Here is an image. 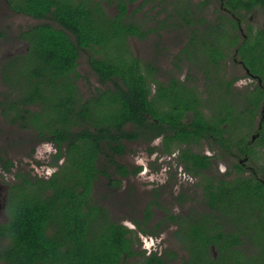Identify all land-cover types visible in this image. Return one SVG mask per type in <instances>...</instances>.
<instances>
[{
  "label": "trees",
  "instance_id": "16d2710c",
  "mask_svg": "<svg viewBox=\"0 0 264 264\" xmlns=\"http://www.w3.org/2000/svg\"><path fill=\"white\" fill-rule=\"evenodd\" d=\"M221 1L239 19L256 8L264 13V0ZM10 3L34 19L51 22L39 23L21 34L29 44V51L23 55L21 78L3 79L11 82L12 88H16V83L20 90L13 98L7 97L6 108L2 109L0 103L2 116L10 117L22 129L32 128L39 138L52 143L57 153L51 165L58 169L48 178L16 174L20 181L10 188L9 220L0 224V239L6 240L0 243V264H126L127 258L138 254L132 250L134 238L129 229L109 219L107 209L93 202L90 195L94 183L98 175L114 183L106 172L112 167L122 176L128 173L126 166L113 159L114 154L125 152L122 140H136L146 130H156L158 134L163 123L173 130L181 126L183 131L177 132L178 138L188 134V127L180 121L184 109L180 110L174 101L168 112L156 108L154 105L163 99L159 94L147 99L146 69L125 44L126 36L140 33L124 19L127 1L116 0L118 14L113 17L106 15L100 2L94 0ZM206 4L207 0L196 7L202 10ZM184 9H176L179 24H228L232 27L229 45L238 44V38L232 37L236 20L222 15L206 20L198 14L195 21L189 4ZM258 36L259 57L255 53V35L243 40L238 52L249 71L264 81V29L258 31ZM84 48L93 53L89 65L99 82H110L113 88L97 90L96 95L83 100L77 95L80 74L75 68ZM212 58L214 63L204 69L205 75L209 69L215 74L222 72V65L216 61L221 55ZM146 67L152 70L150 65ZM205 79L206 89L214 95V112L216 99L222 97L227 81L224 76ZM220 102L223 105L222 98ZM205 104L206 99V107ZM221 104L213 113L218 134L227 119L232 123V114L224 119ZM27 105H35L37 110L30 111L25 108ZM129 124L133 128L127 130ZM189 127L197 130V138L201 137L206 128L202 112L194 111ZM62 158L63 163L58 166ZM181 158L188 170L200 172L207 165L205 157L190 150H182ZM0 164L4 170L12 166L1 156ZM261 167L264 174V162ZM203 188L207 208L201 212L192 209L180 222L170 217L176 226L173 234L188 254L180 264H264V181L242 177L229 182L213 179ZM150 215L147 209L146 220ZM248 246L254 251L247 255ZM139 254L143 257L140 264H174L177 258L173 251L165 252L163 257L155 253L144 257V251Z\"/></svg>",
  "mask_w": 264,
  "mask_h": 264
},
{
  "label": "flooded vegetation",
  "instance_id": "af4514ba",
  "mask_svg": "<svg viewBox=\"0 0 264 264\" xmlns=\"http://www.w3.org/2000/svg\"><path fill=\"white\" fill-rule=\"evenodd\" d=\"M15 1L18 4L19 0ZM94 1L100 2L102 10L106 15L113 17L118 14L116 0ZM125 1H127V8L124 19L127 20L128 23H132L133 26L135 25L134 27L139 29L142 35L141 36L139 33L136 36H126L125 44L127 48L131 42L135 44L137 40L145 44L149 40H152V48H157L152 54L150 53V57H147V59L146 57L141 58L132 55V57L139 60L140 64H143V67L146 69V79L149 85L147 99L151 100L159 94L163 99L159 101L158 105L154 106L165 112L173 108L170 105L172 101L179 103V105H177L178 108H180V110H182V108L184 109V114L180 121L188 127L189 133L182 138H178L177 132H182V127L176 126L175 130H173L169 125L163 123L161 127L158 128V134L156 130H146L142 132V136L139 135L136 140H122L121 143L126 148L125 152L122 155L114 154L113 159L126 166L128 173L122 176L118 174V171L114 167L106 170L114 181L112 184H110V180L106 176L98 175L90 197L97 206L108 210V208H110L108 205H104L102 201L96 200L95 197L93 199L96 186H101V184L103 187L105 186L106 188H104L107 190L110 199L115 192L123 189V185L127 187L128 182L133 180L134 177L144 176L145 184L150 186L148 192L150 200L142 207L143 213L140 216L136 213L137 217H126V219L130 221V224L133 225L134 230L128 225L117 222L110 217V215L109 219L117 224L125 226L132 233L134 238L132 250L138 254L132 255L127 258V260L134 258L135 264H140L143 260V257L139 254L141 251L145 252L144 257H150L153 253H155L156 256L163 257L165 252L173 251L177 256L176 260H173V263L180 264L183 258H179V253L175 249H163L160 252L154 250L146 253L147 242L154 237H160L166 230L167 224L173 225L170 217H174L176 222H180L182 218L187 217L192 209L198 207H202L203 209L207 208L205 204L206 201L204 200L205 190L203 187H207L211 180L213 182V179H215V181L220 180L229 182L237 177H242L264 181L262 164L258 165L256 163V160L261 157L264 158V96H261V91L264 92V81L261 80L259 75L249 71L238 52L239 46L243 40L251 37V35H255L257 38L255 53L256 58L259 57L261 54V38L258 36V31L264 29V26H259L256 30H252L251 26L248 25L246 30H242V18L239 19L232 15L227 8L223 7L221 0H217L219 4L217 10L218 14L212 12L211 15L205 17V9L191 8L189 10L195 21L199 13H201L202 16L204 15L206 20H215L218 15H222L226 19L231 18L236 20V32H234L232 37L238 38V44L229 45L231 37L229 30L232 29V27L228 24L213 26L177 23L159 24V22H155L154 24L152 22L153 24L151 25L150 20L153 18L146 12L148 5H151L152 11L156 13L157 9H159L158 7L163 5L164 0ZM135 3H137L136 8H131ZM194 5L197 6L196 4ZM12 6L10 0H0V86H2L0 89V103L2 109L6 108L8 100L13 98L20 90H18L16 83V88H12L11 82L5 83L3 79L4 76H7L10 81H16V78H21L20 69L25 61L23 55L29 51V44L26 40L21 38V34L39 23L51 22L46 19H34L24 14L22 11L14 9ZM144 7H146V9H144ZM180 9L185 11L184 8ZM138 15L141 17L137 18L136 16ZM3 18H7V25L1 24ZM15 18H20V21L15 22ZM213 30H216V32L213 33ZM171 33H173L174 38L171 36L167 39L170 41L165 40L166 35ZM151 35L155 37L154 42ZM230 50H232V54H229ZM84 53L86 54V62H84V65H86L85 71L90 72L94 76V80L97 82L98 87L89 90L86 98L96 95L97 90H106V88L112 89L113 84L110 82L100 83L97 74L92 71L89 65V58L93 56V53L88 48H84L79 52L75 70L77 71L78 64L81 63L80 60ZM164 54L165 56H163ZM219 54L221 58L216 61L222 65V72L215 74L211 72L213 69H209V73L205 75L203 72L204 69L211 68L210 65L214 63L212 56ZM97 55L100 56L101 53L95 56ZM229 56H231V62L234 68V72H232L233 74L231 76L225 73L224 68ZM163 61H167L165 64L166 72H161ZM147 65H150L152 70L146 67ZM215 76H224L227 83L223 85L221 91L223 93L221 97L223 105L220 102L221 98L218 97L215 102L217 106L215 111L212 112L214 108V95L206 89L205 78L210 77L212 79ZM87 80L88 79L85 78V81ZM242 80L249 81L241 82ZM251 82L254 83L252 84ZM158 84L162 86V89L158 88ZM228 85L231 88L230 90L228 89ZM77 95L82 97L79 93V89L77 90ZM7 97L10 98L8 99ZM205 99L206 107L203 105ZM198 103H200V105H198ZM220 104L225 120L232 114V123L230 124L227 119L221 125V134H218L219 129L215 128L217 123L213 113L218 112ZM18 107L21 106L19 105ZM25 108H29L30 111L37 110V106L35 105H27ZM2 109H0V120L7 121L9 127L8 131L14 134L15 131L19 130L20 126L12 122L10 117L7 118L2 116ZM194 111L202 112L206 120L205 131L202 132L200 138H197V130L194 131L189 127L194 120ZM146 117L150 118V116L147 115ZM152 122L156 123L155 120H152ZM19 123L21 124L20 121ZM132 128V124L127 125V130ZM1 129L2 125H0V130ZM20 129L28 131L33 137L25 142L26 144H32L33 139L37 140L36 143L48 142L39 138L37 131L32 128ZM1 135L0 131V137ZM7 137L10 138L9 136ZM221 143L223 146H221ZM132 144L144 146L149 157V162L146 163V165L140 166V164H132L122 160V157L129 152V148ZM182 150H190L193 154L205 157L207 161L206 167L200 172H198V170H188L182 162ZM0 156L3 159L6 158L4 154H0ZM216 156H219L223 163V170H219L218 162L215 159ZM188 165L192 166L191 163H188ZM9 167H11V165ZM214 170L216 173L220 172V177L214 175ZM14 177L12 182L0 184V224L6 223L9 220V192L11 186H13L15 182L16 173ZM129 187V189H131L130 185ZM129 189L126 190L125 188L122 192H128ZM197 194L200 195L201 206L197 205ZM122 200L123 202L125 201V199ZM108 202L109 201H107V204ZM153 207L163 209V219L159 221L156 220L158 222H155L154 226L149 228L148 223L154 219L153 213L151 212ZM147 209L151 214L149 220H146ZM166 209H172L173 212H166ZM143 235L147 236L142 239ZM173 238L177 240L175 236ZM4 241L6 240L0 239L1 244L4 243ZM141 246L142 249H140ZM186 256H188L187 252ZM127 260L126 264L128 262Z\"/></svg>",
  "mask_w": 264,
  "mask_h": 264
},
{
  "label": "rangeland",
  "instance_id": "374dc122",
  "mask_svg": "<svg viewBox=\"0 0 264 264\" xmlns=\"http://www.w3.org/2000/svg\"><path fill=\"white\" fill-rule=\"evenodd\" d=\"M205 0H164L163 5H160L155 13V11H152L151 5H148V9L146 12L149 13V16H152V20H150L151 25L155 22H159V24H179L177 22L179 20L176 9H180V6L182 5V8L186 7L188 4L190 6V9H198L194 4L198 5L201 2H204ZM137 3L131 6V8H136ZM218 2L217 0H207V4L203 7L205 9V17H208V15H211L212 12H216L218 14ZM146 9V7H144ZM216 10V11H214ZM198 13V10H197ZM201 15V13H199ZM203 15V17H204ZM137 18L141 16H136ZM147 17V16H146ZM164 18V20H163ZM15 22L20 21V18H15ZM148 19V17H147ZM153 22V23H152ZM1 24L7 25V18H3L1 21ZM251 26L252 30H256L259 26H264V13L260 8H256L253 11H250L246 13L242 17V23L241 28L242 30H246L247 26ZM236 32V30H235ZM238 32V30H237ZM173 37V33L166 35L165 40H167L169 37ZM151 38L154 42V35H151ZM170 41V40H167ZM155 46V45H154ZM129 51L133 56L138 57H150V53L152 54L153 51L157 50V48H152V40H149L146 44L141 41H135V44L131 42L129 44ZM229 54H232V50H230ZM165 56V54L163 55ZM85 57V58H84ZM143 61V59H142ZM80 64H78L77 72L81 74V78L77 79V85L79 89V93L82 95V99L84 100L86 96H88V91L92 90L97 87V82L94 80V76L90 72L85 71L86 65H84V62H86V54L84 53L83 57L80 60ZM166 62L163 61V64L161 65V72H166ZM160 66V65H159ZM143 67V64H142ZM225 73L231 76L234 72L233 64L231 62V56H229L226 64L224 65ZM144 71V70H143ZM85 78L88 80L85 81ZM243 79V78H241ZM249 80H242L241 82H248ZM252 84L254 82H251ZM2 86H0V89ZM88 98V97H87ZM86 98V99H87ZM0 125H2L1 131V137H0V154L5 155L4 160H8L12 163L11 167H8V170H4L2 165L0 164V184H8L9 182L13 181L14 174L22 173V174H29V176L34 177L35 175L41 178H48L52 173H54L58 168L55 165H51L53 162V158L57 153L56 147L50 143V142H42V143H36L37 140L33 139V145L32 144H26L25 142L29 141L33 137L28 133V131L21 130L19 127V130L15 131L14 134H11L10 131H8V123L7 121L0 120ZM16 128V127H15ZM9 136L10 138H8ZM14 138V139H12ZM64 150V147L62 148ZM149 157L147 154L146 149L143 145L138 144H132L129 148V152L122 157V160L132 163V164H140L146 165L148 163ZM215 159L218 162V168L219 170L224 169V165L221 162L219 156H216ZM264 162V158L261 157L260 159L256 160V163L258 165L262 164ZM63 163V158L57 162V165H61ZM143 168V167H142ZM150 168V167H149ZM214 175L217 177H220V172L216 173L214 170ZM20 179L16 178L15 182L19 183ZM129 185L131 186V189H129ZM105 187V186H104ZM101 184L96 186L94 190L93 199L95 197L96 200L102 201L104 205H108L110 208H108V212L110 217L115 219L117 222L128 225L132 230L133 225L130 224V221L126 219V217H137L136 213L140 216L143 213L142 207L144 204L150 200L149 198V190L150 186H147L145 184V178L142 177H134L133 180H130L128 182V186L125 187L123 185V189L121 191L115 192V194L112 195V197L109 199V195L107 190L104 188ZM129 191H124L123 190ZM122 199H125L123 202ZM107 201L108 204H107ZM197 205H200V195L197 194ZM168 204V203H167ZM166 204V205H167ZM194 204V203H193ZM112 210V211H111ZM195 211L201 212L204 209L202 207H198L194 209ZM170 211L173 212L172 209H166V212ZM151 212L153 213L154 219L151 220V222L148 223V227L151 228L154 226L155 222H158L159 220L163 219V209L153 207L151 209ZM158 220V221H156ZM176 229V226L169 225L166 227V230L161 234L160 237H154L152 240H149L147 243L146 253L150 251H157L160 252L163 249H170V250H177L179 253V258H186V251L185 249L175 240L174 237V231ZM147 235H143L144 239ZM248 246L246 248V253L251 254L254 249L250 248ZM142 249V246L140 247ZM135 259L131 258L128 259L127 264H135ZM179 262V261H178Z\"/></svg>",
  "mask_w": 264,
  "mask_h": 264
}]
</instances>
